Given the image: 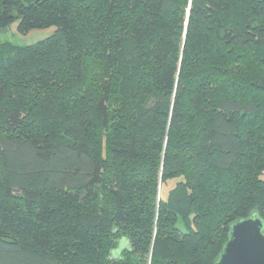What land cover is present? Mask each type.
<instances>
[{"label": "trees", "instance_id": "16d2710c", "mask_svg": "<svg viewBox=\"0 0 264 264\" xmlns=\"http://www.w3.org/2000/svg\"><path fill=\"white\" fill-rule=\"evenodd\" d=\"M0 264H215L264 221V0H0Z\"/></svg>", "mask_w": 264, "mask_h": 264}, {"label": "water", "instance_id": "95a60500", "mask_svg": "<svg viewBox=\"0 0 264 264\" xmlns=\"http://www.w3.org/2000/svg\"><path fill=\"white\" fill-rule=\"evenodd\" d=\"M215 264H264V221L257 214L232 224Z\"/></svg>", "mask_w": 264, "mask_h": 264}, {"label": "rangeland", "instance_id": "374dc122", "mask_svg": "<svg viewBox=\"0 0 264 264\" xmlns=\"http://www.w3.org/2000/svg\"><path fill=\"white\" fill-rule=\"evenodd\" d=\"M54 31V28L42 31H33L25 36L17 32V24L15 23L7 30L0 32V42H12L18 46L33 45L52 36Z\"/></svg>", "mask_w": 264, "mask_h": 264}]
</instances>
